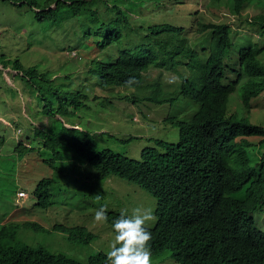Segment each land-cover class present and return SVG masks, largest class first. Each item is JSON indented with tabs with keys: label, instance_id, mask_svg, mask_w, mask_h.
Returning a JSON list of instances; mask_svg holds the SVG:
<instances>
[{
	"label": "trees",
	"instance_id": "trees-1",
	"mask_svg": "<svg viewBox=\"0 0 264 264\" xmlns=\"http://www.w3.org/2000/svg\"><path fill=\"white\" fill-rule=\"evenodd\" d=\"M20 1L12 5L30 8L39 22H79V34L67 55L71 56L72 51L75 52L73 58L79 55L76 44L80 48L83 45L90 53L99 52L98 56L90 58L87 73L96 77L95 85L103 92L113 87L143 89L145 72L165 68L173 63V56L187 54L190 75L181 82L180 95L183 101L189 100L198 108L188 120L171 118V123L178 127L176 143L156 140L153 146L141 151L140 159H131L108 149H97L90 133L75 122L70 123L72 127L65 125L63 119L74 117L73 111L91 99L88 94L63 89L51 78L50 71L38 64L23 67L19 60H0L2 66L11 64L15 76L22 79L30 93V104L36 109L34 116L43 114L49 121L44 129L33 126L25 137L28 144L17 142L16 161L10 163L0 158V202H3L0 264H106V253L102 251L80 261L40 245L17 241V234L22 230L37 231L45 227L29 221L31 216L22 206L16 203L13 206L17 191L8 184L15 183L16 176L8 178L9 171L13 172L16 166L21 189L23 182L34 185L33 206L46 210L53 204L56 187L53 174L47 172L58 170L56 160L70 158V155L75 160L82 158L95 169L98 178L116 175L156 199L157 220L155 226L149 228L152 256L171 251L178 264H264V232L256 227L253 218L257 211L264 209V126L250 120L252 100L264 96V62L258 57L264 48L256 45L239 49L232 67L236 55L227 53L233 45L230 23L195 20L194 31L209 37L204 41L207 46L200 52L203 61H198L199 54L191 49L187 39L179 38L182 28L166 24L150 26L142 35L143 47L147 48L134 46V35L132 42L127 39L129 28L112 26V21L99 22L98 11H121L116 6L108 7L109 0ZM220 1L210 0L209 3ZM92 7H97L95 15ZM248 7L254 15L249 20V12H244ZM221 8L228 11L226 19L234 15L248 20L249 27L257 31L256 37L257 34L264 36V0H225ZM96 22L99 25L96 26ZM113 49L111 60L100 57L101 52L112 54ZM232 72H236L234 79L224 83L229 79L227 74ZM130 76H135L139 84L131 88L125 86ZM238 87L240 94L236 93ZM159 94L155 92L147 100L164 103L166 100L160 99ZM130 98L132 103L137 100L134 96ZM4 143L5 137L0 136V148ZM25 163L27 172L21 170ZM242 190L245 191L242 200L230 197ZM119 215L107 212L111 227ZM48 228L68 232V238L81 243L93 238L84 226L67 228L55 224Z\"/></svg>",
	"mask_w": 264,
	"mask_h": 264
},
{
	"label": "rangeland",
	"instance_id": "rangeland-1",
	"mask_svg": "<svg viewBox=\"0 0 264 264\" xmlns=\"http://www.w3.org/2000/svg\"><path fill=\"white\" fill-rule=\"evenodd\" d=\"M42 0L41 2H43ZM107 1V0H106ZM210 0H109L108 7L116 6L121 11H98L99 22L112 21L111 25L129 28L127 39L133 41L134 46L143 47L142 35L148 32L150 26L166 24L176 28H182L180 40H186L191 49L199 54L198 61H203L200 52L207 46L204 41L207 35H201L192 28L195 20L206 22L209 20H221L230 23L232 31L230 38L233 43L227 53L236 55L231 63L234 67L237 60V52L241 48L258 46L264 48V36L260 37L246 23L252 14L249 7L244 11L248 13V20L228 15L222 9L225 0L210 4ZM215 1V0H212ZM20 0H0V60H19L23 67L38 64L45 70H49L51 78L63 88L71 92L88 94V101L82 108L73 111L74 117L63 119L67 127L75 124L82 130L88 131L93 137L97 149H108L114 153L131 159H140L144 148L154 145V141L161 140L168 143H176L179 139L178 127L171 121L188 120L197 110L198 105L187 100L183 101L180 95V84L186 80L189 58L183 53L172 57L171 62L165 68H151L144 73L143 89L135 90L123 87H113L105 92L99 90L96 77L87 73L91 57L99 55L90 53L83 45L76 44L75 52L67 55V50L74 46L73 42L79 34L80 26L77 21H69L54 24L51 22H39L34 18V13L25 6H15ZM228 2V0H227ZM103 3V5H106ZM42 8V6H40ZM105 8V7H104ZM97 7H92L93 13ZM210 14V17L206 15ZM95 15V13H94ZM83 18V16H82ZM118 21L122 23L118 24ZM99 22L94 23L96 26ZM93 28V27H91ZM94 30V29H93ZM203 36V40L200 36ZM207 38V39H206ZM202 40V42H201ZM210 41V40H209ZM110 53H100V57L111 60L114 49ZM107 54V55H106ZM106 56V57H105ZM259 60L264 62V49ZM262 57V59H261ZM225 63V60H224ZM3 64V63H1ZM0 65V136L5 137V143L0 148V158L12 163L17 160L14 151L17 142H26L25 137L32 132L33 126L44 129L48 127L47 116H34L36 109L30 104V93L25 89L22 79L15 76L16 72L8 64ZM46 66L48 68H46ZM236 72L227 74L226 81L233 80ZM173 81L169 83L168 81ZM11 87V88H10ZM160 92L159 98L166 100L162 104H155L150 99L155 92ZM240 94V87L236 90ZM236 97L237 95L234 94ZM136 97L134 103L130 97ZM96 98V99H93ZM238 98V97H237ZM173 99L172 102L168 101ZM250 120L264 126V96L259 100H252ZM17 123V126L14 124ZM72 154V153H71ZM49 154L45 155L47 158ZM73 155V154H72ZM78 160L64 157L56 160L58 170H49L56 181L53 204L46 210L33 206L35 198L32 196L34 185L23 182L22 188L18 182V170L9 171L12 179L16 176L15 183L8 184L15 189L13 206L15 203L22 206L30 215L29 221L43 225L44 230H22L17 234V241L28 245H40L51 252H62L80 261H85L97 252L106 253L114 238L111 225L106 222L94 220V210L105 206L108 211L120 213L128 209V214L134 207L151 208L155 221L147 227L155 226L157 216L156 199L146 190L130 183L116 175L106 178H98L97 172L82 158ZM6 165H9L5 162ZM27 163L22 164L21 170L27 172ZM15 172V173H14ZM7 177V176H5ZM31 179V175H29ZM28 177V178H29ZM31 181V180H30ZM25 193L26 196L20 195ZM99 194L101 199L96 200ZM245 191L230 194V197L242 200ZM3 202H0V207ZM0 214L3 211L0 210ZM256 227L264 232V209L257 211L253 216ZM26 219H19L25 221ZM62 224L68 227L84 226L93 238L88 243L73 241L68 238V232H57L48 227ZM152 264H178L171 251L161 255L152 256Z\"/></svg>",
	"mask_w": 264,
	"mask_h": 264
},
{
	"label": "clouds",
	"instance_id": "clouds-1",
	"mask_svg": "<svg viewBox=\"0 0 264 264\" xmlns=\"http://www.w3.org/2000/svg\"><path fill=\"white\" fill-rule=\"evenodd\" d=\"M137 84L139 81L135 76H130L125 81V86L129 88ZM95 198L97 201L101 199L99 194ZM93 218L96 222H106V207L101 206L94 210ZM154 221L151 208L137 206L131 210V214H128V209L121 210L118 218L112 222L114 238L105 254L106 264H152V233L147 225Z\"/></svg>",
	"mask_w": 264,
	"mask_h": 264
},
{
	"label": "built area",
	"instance_id": "built-area-1",
	"mask_svg": "<svg viewBox=\"0 0 264 264\" xmlns=\"http://www.w3.org/2000/svg\"><path fill=\"white\" fill-rule=\"evenodd\" d=\"M20 195L26 196V194H25V193H23V192H22V193H20Z\"/></svg>",
	"mask_w": 264,
	"mask_h": 264
}]
</instances>
